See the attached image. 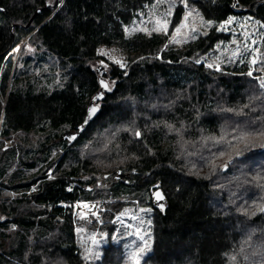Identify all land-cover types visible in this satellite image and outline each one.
<instances>
[{
	"label": "trees",
	"instance_id": "16d2710c",
	"mask_svg": "<svg viewBox=\"0 0 264 264\" xmlns=\"http://www.w3.org/2000/svg\"><path fill=\"white\" fill-rule=\"evenodd\" d=\"M154 1L0 0V264H124L112 217L128 205L150 207L140 264H264V64L249 73L214 55L230 39L217 24L264 22V0H187L212 25L179 44L169 35L182 3L168 32H126ZM111 45L127 65L102 69L100 112L68 143L62 133L77 130L100 87L98 49ZM75 200L103 207L108 241L93 263Z\"/></svg>",
	"mask_w": 264,
	"mask_h": 264
},
{
	"label": "rangeland",
	"instance_id": "374dc122",
	"mask_svg": "<svg viewBox=\"0 0 264 264\" xmlns=\"http://www.w3.org/2000/svg\"><path fill=\"white\" fill-rule=\"evenodd\" d=\"M179 3L184 5V13L170 32V41L179 44L189 41L201 33H206L212 25L211 21L203 18L197 9L188 4L187 0H155L145 11L140 12L132 23L127 25L126 32L129 34L137 31L168 32L174 10ZM217 29L228 32L230 35L229 41L220 44L214 54L217 62L231 57L234 61L237 60L240 65L249 64V73H253L256 68L264 64L263 21L250 14L231 15L219 22ZM98 54L103 58L95 61V68L99 65L107 68L111 63L120 67L127 65L125 52L115 45L100 46ZM217 66L219 67V64ZM10 144L11 140H6L4 147ZM102 209L100 203L93 200L74 201V215L78 221H82L75 227L77 240L87 263H93L100 258L102 246L108 241L107 234L100 229ZM149 215L150 207L143 205H128L113 215L112 222L117 225V230L112 234L113 241L119 240L117 233L121 227H124L120 233V236L124 237V240H121L125 246L126 260L124 264H140V260L150 250ZM94 220L98 221L99 225H95ZM142 249L143 251H141Z\"/></svg>",
	"mask_w": 264,
	"mask_h": 264
},
{
	"label": "water",
	"instance_id": "95a60500",
	"mask_svg": "<svg viewBox=\"0 0 264 264\" xmlns=\"http://www.w3.org/2000/svg\"><path fill=\"white\" fill-rule=\"evenodd\" d=\"M57 1V0H56ZM41 8H38L36 12L40 11ZM104 68L103 65H99L96 67V71L99 73V89L95 92V94L90 99L85 117L83 121L78 125L77 130H67L62 133L63 139L67 140L68 143H72L77 138L78 134L85 128L86 124H88L91 120H93L100 112L101 106L99 101L103 100L105 95V89L108 87V81L107 79L102 76L101 71ZM92 109H95L93 112ZM259 151H264V146L258 148ZM223 172L227 170V164H223L222 166ZM125 176V171L122 169H118L117 172L113 175L114 179H122ZM104 177H108V174H105ZM98 183H101V180L98 181ZM79 186H82L81 184L77 183ZM88 189L91 188V186H87ZM157 193H160L162 196L161 198L157 197ZM151 198L152 202L155 207L164 210L167 203L166 194L163 191L162 187L160 186L159 182H155L151 185Z\"/></svg>",
	"mask_w": 264,
	"mask_h": 264
},
{
	"label": "snow or ice",
	"instance_id": "6c2138e0",
	"mask_svg": "<svg viewBox=\"0 0 264 264\" xmlns=\"http://www.w3.org/2000/svg\"><path fill=\"white\" fill-rule=\"evenodd\" d=\"M157 30H160V29H157ZM209 67H211V65H209ZM92 111L94 112L95 109H92ZM137 135H139V133H137ZM156 195H157L158 198H161L162 199V196L160 195V193H157ZM141 251H143V249Z\"/></svg>",
	"mask_w": 264,
	"mask_h": 264
}]
</instances>
